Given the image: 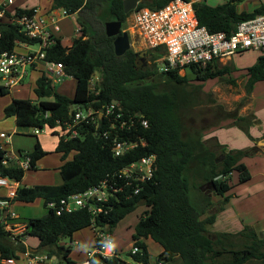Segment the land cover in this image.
Returning a JSON list of instances; mask_svg holds the SVG:
<instances>
[{
	"label": "trees",
	"instance_id": "trees-1",
	"mask_svg": "<svg viewBox=\"0 0 264 264\" xmlns=\"http://www.w3.org/2000/svg\"><path fill=\"white\" fill-rule=\"evenodd\" d=\"M173 0H142L137 9H161ZM246 0H230L222 5L212 7L203 3L194 5L200 25L210 32L232 34L237 25L243 21L264 15V2L252 12L239 11L238 5ZM52 5L45 14L53 10H64L67 16L78 15L80 36L75 37L70 47L64 46L61 37L56 36L55 43L46 49V61L59 62L65 72L76 81L73 98L59 94L51 79L46 76L44 68L34 66L33 71L40 69V76L34 85L36 104L14 99L4 109L6 118L15 117L18 128L43 129L54 128L58 124L65 126L71 120L73 107H92L103 109L115 103L116 108L110 120H101L96 124H83L80 135L74 139L59 136L55 152L61 154L65 163L58 169L63 180L61 185L22 186L26 171L17 161L8 159V151L0 144V176L8 177L20 183L13 203H34L44 200L45 206L50 201H59L91 187L99 185L108 176L121 171L142 158L155 156L156 171L153 179L137 182L125 188L113 198L106 207L107 215L93 217L88 210L73 213L56 214L53 209L37 219L27 222L28 237L39 240V252L50 258L63 259L69 264L71 248L62 245L65 238L71 239L77 232L86 228L94 229L96 245L99 232L112 233L116 226L140 205L146 210L140 216L133 246L141 252L130 256L136 261L150 263V254L143 239L151 238L160 244L163 252L157 262L163 264H246L250 261H264V234L245 225L240 231L213 232L219 215L225 211L231 196L233 176L236 175V186L248 183L251 172L243 158L257 153L255 147L242 150H231L220 144L215 138L217 149L205 144L200 135H185L182 121V109L192 104L186 96L185 87L189 85V73L182 75L178 69L161 72L157 65L165 52L160 49H147L145 58L147 66H136V53L133 49L124 55H118L115 49V37L106 33V24L120 21L125 25L130 14L124 11V0H51ZM33 9L18 7L14 11H5L0 17V53L14 52L20 44L37 45L38 39L26 35L17 19L24 14H33ZM44 14V13H42ZM141 60V61H142ZM190 75L200 82L222 79L236 69L232 66H221L212 62L205 68L192 66ZM247 91L254 92L256 84L264 81V56L247 69ZM99 76L95 91L90 89V81ZM98 92V93H97ZM10 91L0 88V95ZM51 97L54 100L50 101ZM194 100V99H193ZM117 113H122L116 118ZM252 120L239 118L238 125L250 134L251 127L260 124L255 114ZM134 119L131 131L120 130L123 122ZM147 121L148 127L141 125ZM244 125L243 122H247ZM116 126V128H112ZM107 131L108 137L99 134ZM53 135H58L53 132ZM34 150L25 154L31 159V169L37 170L38 162L48 153L42 148L38 137ZM137 141L143 138L145 144L116 156L113 150L114 139ZM75 152L72 160L66 161ZM21 155H24L21 153ZM8 161V163H4ZM213 182L215 188L211 194L201 191V186ZM136 190L138 192L136 193ZM6 194H0V201ZM212 196L219 197L215 202ZM215 209V210H214ZM13 234L3 223V211L0 209V257L1 259L18 257L26 252L27 247H18ZM19 238V237H18ZM23 243V242H22ZM24 244V243H23ZM129 264L123 258L104 259L95 256L94 263Z\"/></svg>",
	"mask_w": 264,
	"mask_h": 264
},
{
	"label": "built area",
	"instance_id": "built-area-1",
	"mask_svg": "<svg viewBox=\"0 0 264 264\" xmlns=\"http://www.w3.org/2000/svg\"><path fill=\"white\" fill-rule=\"evenodd\" d=\"M18 0H7L0 5V17L5 11L14 5ZM206 0H173L161 9L141 8L135 9L132 13L133 35L138 36L146 44L148 49H160L165 54L157 60V65L161 72L178 69L180 73L192 66L200 68L207 67L212 62H223L232 59L235 55H241L248 51L264 52V15L243 21L237 25L236 31L232 34L225 32H210L205 26L200 25L194 5L203 3ZM33 14H24L16 21L21 25L30 38L40 41L36 50H26L20 53L15 50L12 53H0V88L11 91L21 85L30 77L34 66L41 65L46 76L51 79L53 85L63 81L68 77L64 65L59 62L46 61V49L55 43L56 36L61 31L60 21L66 17L64 10H53L48 14H40L38 8H32ZM62 11V14L59 12ZM26 45V44H20ZM29 46V45H27ZM94 79V78H93ZM90 81V89L95 91L96 84ZM98 93V92H97ZM115 103L103 109L92 107H73L71 120L65 126L58 124L51 128L58 136H65L67 139H74L80 135V127L83 124H96L97 121L110 120L114 114ZM122 113H117L116 118H120ZM134 119H129L121 124L120 130L131 131L134 126ZM141 125L148 127L147 121H141ZM116 128V126H112ZM39 132L38 129L35 130ZM101 138H107V131L99 134ZM5 132L0 133V139L7 138ZM145 140L138 138L137 141L114 139L113 150L116 156L130 152L139 146H143ZM9 161L15 160L24 171L31 169V159L26 155L11 157ZM156 157L149 156L130 164L121 171L108 176L104 181L95 187L78 193L59 201H50L46 204L47 209H53L56 214L73 213L86 209L93 217L109 213L110 207H106L110 201L120 193H125V188L137 182L138 189L140 183H145L153 179L156 171ZM4 163H8L5 161ZM7 190L4 200L0 201V209L3 211V223L6 229L13 234V239H18L24 243L28 238L26 231L27 224L17 223L15 220L19 216L11 209L14 198L17 196L19 183L8 177L0 176V189ZM138 190H136V193ZM19 237V238H18ZM99 246L88 253V259L80 264L94 263L95 256L100 255L104 259L114 257L122 258L118 252L112 233L99 232ZM141 250L133 246L130 253L136 256ZM130 256L129 264H144L143 260L136 261ZM49 261H56V257L50 258L45 254L27 249L26 252L18 254V257L1 259L0 264H49ZM73 264V263H72ZM156 264H163L156 262Z\"/></svg>",
	"mask_w": 264,
	"mask_h": 264
},
{
	"label": "rangeland",
	"instance_id": "rangeland-1",
	"mask_svg": "<svg viewBox=\"0 0 264 264\" xmlns=\"http://www.w3.org/2000/svg\"><path fill=\"white\" fill-rule=\"evenodd\" d=\"M21 1V0H19ZM230 0H206V4L212 7L222 5ZM264 0H246L243 3L238 5L239 11H248L252 12L256 7H258ZM16 3H18L16 1ZM48 0L45 1V4H48ZM12 5L11 7H13ZM62 14V11L59 12ZM61 32L59 36L66 43L73 41L75 37L81 35L79 32L78 25V15H70L62 18L60 21ZM133 23H132V13L127 19L125 25H123L122 30L127 31L132 49L136 53L146 51L148 49L147 44L140 39L138 36L133 35ZM65 45V43H63ZM68 46V45H65ZM38 47L36 45H19L17 51L26 52V50H36ZM264 56V52L259 51H248L241 55H235L230 60H225L220 62L221 66L229 65L234 67L236 70L228 76H225L222 79H213L207 82H200L192 75H190V70L182 71L181 74L185 75L186 72L190 77L189 85L185 87L186 96L192 99V104H188V108L182 109V121L184 125V134L187 135H200L204 138L205 144L209 147H215L216 140L219 138V134L223 136V133H229L227 139L230 140L231 145L243 146L244 139L249 137L245 129L238 125H234L239 118H247L248 121L252 120V116L255 114V107L260 106L264 101V82L258 84L256 90L252 94H248L247 91V69L256 64L258 58ZM145 58V55L144 57ZM142 58L139 59L141 62ZM40 69L37 71L30 72V77L23 83V85L10 91L8 95L0 96V132H5L8 137L0 139V144H2L9 155H20L29 154L34 150L37 138L42 146V148L48 153L46 157L41 159L38 162L37 170L26 171L22 186H34V185H59L62 183L58 169L60 168L63 160L61 155L55 152L56 146L58 144L59 136L53 135V131L48 126L43 129H38L39 132L36 133V128H18L14 118L6 119L4 115V109L7 106V102L13 98L18 99L19 101L25 102L24 104H36L38 102L35 93L34 85L37 78L40 76ZM99 76L95 75L93 81L95 84L98 82ZM76 88V81L72 77H67L61 82L55 84V89L59 94L67 96L69 98L74 97ZM194 99V100H193ZM50 101L54 100V97L48 99ZM264 105V103H263ZM264 112V107L262 108ZM256 116V115H255ZM6 120V121H5ZM5 121V122H3ZM243 122L244 125L248 124ZM256 126V125H255ZM253 126V127H255ZM252 128V127H251ZM232 129H236L237 134L233 136L230 133ZM250 134L251 129H250ZM237 136V137H235ZM253 137V136H252ZM250 138V137H249ZM220 139V138H219ZM248 139V138H247ZM251 139V138H250ZM228 147V145L226 144ZM230 147V146H229ZM262 147V146H261ZM17 148H21V151L15 153ZM215 150L217 147L214 148ZM71 153L68 157V160L73 158ZM248 162V161H247ZM246 163V160H245ZM247 164V163H246ZM248 167L249 171L255 172L256 166H253L252 163ZM236 175L233 176L231 185L234 187L229 195H232L237 191L236 189L244 184H239L236 186ZM7 190L4 188L0 189V194H6ZM215 202H219L220 198L212 196ZM17 208L13 210L18 215L23 216L20 219V222H27L29 219H37L44 216L47 213V207L45 206L42 199H37L34 203H21L16 202ZM146 207L142 204L134 212L127 215L114 229L118 239H120L122 245L124 246L121 251V255L125 260H130V251L133 247L131 234L134 231L138 219L144 213ZM215 210V209H214ZM220 216V215H219ZM220 223L216 224L213 228V232H222L228 230L231 232H238V230L228 229V224L226 220L220 218ZM236 229V228H235ZM240 231V230H239ZM75 235H80V239L75 238ZM74 235V243L69 238H65L62 242L66 243L65 246H69L72 250V257L78 259V256L86 255L87 252L93 251L94 240L93 232L90 228L77 232ZM147 243L148 248L153 252L152 262L157 261L159 253L157 254V247L159 244L151 239H143ZM77 241V244H75ZM72 242V243H71ZM26 244V245H25ZM25 244L18 242V247H27V249H38L39 240L34 237H29ZM44 254L42 252H39ZM46 255V254H45ZM153 262V263H154ZM49 264H69V262L60 259V262L56 263L55 261H49ZM246 264H264V261H250Z\"/></svg>",
	"mask_w": 264,
	"mask_h": 264
},
{
	"label": "crops",
	"instance_id": "crops-1",
	"mask_svg": "<svg viewBox=\"0 0 264 264\" xmlns=\"http://www.w3.org/2000/svg\"><path fill=\"white\" fill-rule=\"evenodd\" d=\"M6 1L7 0H0V5H2ZM45 1L46 0H21V1L18 0L17 1L18 3H15L13 7H10L8 9V11L12 12L18 7H22V8L26 7L29 9L38 8L40 14H42V13L45 14L46 12L49 11L48 9L52 5L51 0H48V2H49L48 4H45ZM62 43H65V45H68L67 47H70L72 45V41L66 43L62 40ZM18 52H20V51H18ZM20 53H23V52H20ZM258 84H256L254 90H256ZM14 99H16V98H13L9 102H7V105L12 103V101ZM263 103H264V101H263ZM263 103H261L260 106H256L255 110H254L257 119H259L261 121V123L257 124L255 127L251 128V133H252L253 137H252V139H250L249 137H247L248 139L245 138L244 142H243V144H244L243 146L242 145L241 146L231 145L230 140L227 139V135H229V133L228 134L223 133V136H221L219 134L220 139L216 137L217 141L220 144L225 145V146L227 144L228 149H231V150H242V149H249V148H253V147H255L257 149V153L255 155L243 158V160H242V162L244 164L247 163L246 166L249 168H250L249 163H250V165L252 163L253 166L257 167L255 172L251 171V176H252L251 180L247 184L242 185L236 189L237 191L232 195L229 203L225 207V211L222 212L220 214V216L218 217L216 224H219L220 220H221L220 218H223L226 220V224H228V227H227L228 229L234 228V230L239 231L245 225H247V226L254 228L257 232L262 233V234H264V112L262 111V108L264 107ZM10 118H14L15 122H16L15 117H10ZM6 119H8V118H6ZM5 121H3V122H5ZM236 131H237L236 129H232L230 131L232 136L235 133L237 134ZM0 133H2V132H0ZM235 137H237V136H235ZM19 151H21V148H17V150H15V153H17ZM75 154L76 153H74L72 156L74 157ZM14 156H17V155H12L11 157H14ZM245 160H246V163H245ZM66 161H69L68 158ZM64 163H65V161H63L61 165H63ZM62 183H63V180H62ZM61 184H59V185H61ZM19 186H20V183H19ZM42 201L44 202V200H42ZM14 207L17 208V203H13L11 206V209L13 210ZM47 211H48V209H47ZM18 216H19V219L15 220V222H17V223H19L18 221H20V219L23 218V216L19 213H18ZM138 221H139V219H138ZM23 223L24 222H20V224H23ZM25 224H27V223H25ZM86 229H88V228H86ZM86 229H84V230H86ZM90 229L93 232V240H94L93 247H95V245H96V233H95L94 229H92V228H90ZM222 231H224V230L222 229ZM226 231H228V230H226ZM228 232H231V231H228ZM134 233H135V227H134L133 233L131 234L132 241H133ZM78 236H80V235H75V238L80 239L81 237H78ZM28 238H26V240ZM113 238H114L115 245H116L118 252L121 253V251L124 249L123 248L124 246L122 245L120 239L117 238L115 232L113 234ZM149 239H151V238H149ZM73 241H74V239H73ZM25 242H24V244H25ZM61 244L65 245L66 243L61 242ZM75 244H77V241ZM77 245H79V243ZM132 245H133V243H132ZM31 250H34V249H31ZM148 251L150 254V263L149 264H156L157 261H155V262L153 261L154 263L152 262L153 252H151V250L149 248H148ZM157 251H158L157 254L158 253L161 254L163 252V248L161 247L160 244H159V247H157ZM88 253L89 252H87L86 255L84 254L82 256H78V259H74L72 257L73 253L71 252L70 259L73 262V264H80V263H82L88 259ZM121 257H122V255H121ZM56 261H57V263L59 262V260H57V259H56ZM126 261L129 262V260H126ZM0 263H1V257H0Z\"/></svg>",
	"mask_w": 264,
	"mask_h": 264
},
{
	"label": "water",
	"instance_id": "water-1",
	"mask_svg": "<svg viewBox=\"0 0 264 264\" xmlns=\"http://www.w3.org/2000/svg\"><path fill=\"white\" fill-rule=\"evenodd\" d=\"M142 0H124V11L126 14L133 12ZM123 24L120 21H113L106 24V33L109 37H115V49L118 55H124L127 51L132 49L130 36L127 31L122 30ZM146 51H142L136 55V66L137 68L141 65L147 66L146 59L141 62L140 58L144 57ZM215 188L213 182L201 186V191L205 194H211L212 189ZM39 252L38 250H33Z\"/></svg>",
	"mask_w": 264,
	"mask_h": 264
}]
</instances>
